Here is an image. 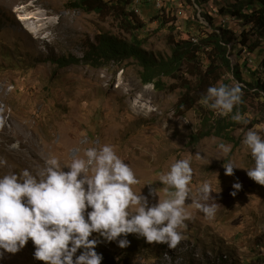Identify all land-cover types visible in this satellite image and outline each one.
Listing matches in <instances>:
<instances>
[{"label":"rangeland","instance_id":"obj_1","mask_svg":"<svg viewBox=\"0 0 264 264\" xmlns=\"http://www.w3.org/2000/svg\"><path fill=\"white\" fill-rule=\"evenodd\" d=\"M9 1L0 0V117L4 120L0 158L6 161L0 166V176L23 169L35 175L53 155L64 167L84 149L108 144L133 170L138 183L132 190L152 205L158 197L149 195L150 189H160V197L166 198L160 176L176 160L187 159L193 170L190 194L208 182L205 203L220 205L215 216L205 218L199 210L186 207L189 218L178 229L183 239L175 248L149 244L135 234L127 235L129 245L120 248L118 241L108 242L93 233L95 251L119 264L124 260L125 264H264V185L248 177L246 169L254 162L241 143L249 129L264 138V98L254 91L244 94L243 119L232 132L237 146L216 136L190 144L206 116H221L201 103L178 116L176 106L184 92L180 82L164 79L167 88L163 91L145 86L142 69L132 60L102 68L81 64L62 69L56 63L72 56L82 59L99 34L125 36L115 19L72 10L67 7L69 0ZM133 2L131 10L146 25L137 35L145 39L144 49L153 56L171 54V33L175 40L194 38L197 42L202 31H210L201 13L213 17L217 26L232 31L237 39L243 31L242 24L217 12L233 7L234 0L201 6L195 0L191 4L163 0L156 3V9H162L160 15L169 22L164 28L152 21L155 10L141 14L137 0ZM231 46L233 66L248 57L237 42ZM223 79L228 86L244 87L230 74ZM142 87H149L143 96ZM139 105L138 112L134 107ZM220 143L231 145L227 155L219 150ZM227 160L235 167L231 176L223 167ZM236 183L241 185L239 190L233 187ZM34 251L29 240L15 254L4 252L0 264H44L34 258Z\"/></svg>","mask_w":264,"mask_h":264},{"label":"clouds","instance_id":"obj_2","mask_svg":"<svg viewBox=\"0 0 264 264\" xmlns=\"http://www.w3.org/2000/svg\"><path fill=\"white\" fill-rule=\"evenodd\" d=\"M241 95L238 84H217L207 88L199 103L227 116L241 102ZM231 119L241 122L243 117L236 111ZM241 143L254 162L246 169L248 177L264 185V138L249 129ZM218 148L227 155L231 145L220 143ZM5 164L0 158V166ZM223 167L226 175H233L231 160ZM192 178L190 161L176 160L159 178L166 186L167 197H160V189H150L149 195L158 197V202L150 205L146 196L132 190V185L138 183L133 170L108 144L84 149L64 167L53 155L35 175L28 169L2 175L0 256L4 252L17 253L31 240L34 258L44 264H101L103 257L95 251L97 240L90 239L93 233L108 242L118 241L120 248L129 245V234L149 244L175 248L183 239L178 229L189 218L186 207L199 210L209 219L220 207L218 203H205L210 192L206 181L190 194ZM233 187L239 190L241 185ZM186 201L190 203L186 205Z\"/></svg>","mask_w":264,"mask_h":264},{"label":"trees","instance_id":"obj_3","mask_svg":"<svg viewBox=\"0 0 264 264\" xmlns=\"http://www.w3.org/2000/svg\"><path fill=\"white\" fill-rule=\"evenodd\" d=\"M135 1V0H134ZM216 0H195V4ZM231 8H222L220 16H228L238 24H242L243 31L237 39L232 31L225 30L215 23V19L206 13H201L208 23L210 31H202L198 43L192 40H175L171 37L169 56H153L144 49L145 39L137 33L146 28L135 11L131 10L133 0H69L67 7L72 10H81L86 13H95L99 16L115 19L123 32V35L99 34L86 48L82 59L77 57L61 58L56 61L59 68H68L85 64L93 68H102L112 63L121 64L126 61L136 62L142 69L141 81L145 86L152 85L155 90H165L164 79H172L180 82L183 93L176 106V114L184 116L194 110L201 96L207 88L223 82L226 75H231L233 81L243 84L241 88V102L233 109V113L239 111L243 115L245 93L254 91L260 98H264V0H234ZM191 4V0H188ZM155 10L153 22H158L161 27L168 25L164 17L160 15L162 9L157 10L154 5L144 4L142 11ZM172 32L174 27H171ZM255 39V40H253ZM242 47V52L247 54L242 62L232 65L230 48L235 43ZM196 43V44H195ZM254 56V57H253ZM246 70L247 73H243ZM187 78H184L183 75ZM248 76V79L245 78ZM244 92V93H243ZM214 117L206 116L200 133L193 135L190 144L216 136L234 143L232 132L237 122L231 119V115ZM215 118V119H214ZM101 264H119L118 261L103 256ZM126 260L123 261V264Z\"/></svg>","mask_w":264,"mask_h":264},{"label":"bare ground","instance_id":"obj_4","mask_svg":"<svg viewBox=\"0 0 264 264\" xmlns=\"http://www.w3.org/2000/svg\"><path fill=\"white\" fill-rule=\"evenodd\" d=\"M12 0H10L9 2H11ZM158 4V3H157ZM156 4V5H157ZM160 4V3H159ZM158 4V5H159ZM137 7H139L140 8V0H137ZM39 19V21L40 22H43V20H40V17H38ZM28 18H26V19H23L25 22H26V20H27ZM149 90V87H142V90H141V95L143 96L144 95V93H146L147 91ZM139 108L140 109H142V106L141 105H139V107H137V106H135L134 107V110H136V111H138L139 112ZM4 120L0 117V123L1 122H3ZM4 123V122H3ZM3 123L1 124V125H3ZM3 128L4 127H0V133H2V130H3ZM14 130V129H13ZM1 135V134H0Z\"/></svg>","mask_w":264,"mask_h":264},{"label":"built area","instance_id":"obj_5","mask_svg":"<svg viewBox=\"0 0 264 264\" xmlns=\"http://www.w3.org/2000/svg\"><path fill=\"white\" fill-rule=\"evenodd\" d=\"M156 3H163V0H140V8H142V6L144 4H151V5H154L156 7ZM197 43H198V41H197Z\"/></svg>","mask_w":264,"mask_h":264}]
</instances>
